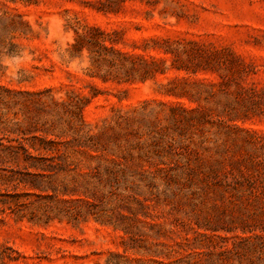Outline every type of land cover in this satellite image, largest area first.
<instances>
[{
  "label": "rangeland",
  "instance_id": "374dc122",
  "mask_svg": "<svg viewBox=\"0 0 264 264\" xmlns=\"http://www.w3.org/2000/svg\"><path fill=\"white\" fill-rule=\"evenodd\" d=\"M0 264H264V0H0Z\"/></svg>",
  "mask_w": 264,
  "mask_h": 264
},
{
  "label": "trees",
  "instance_id": "16d2710c",
  "mask_svg": "<svg viewBox=\"0 0 264 264\" xmlns=\"http://www.w3.org/2000/svg\"><path fill=\"white\" fill-rule=\"evenodd\" d=\"M22 150L23 153L26 156V159L30 161L29 165H27L29 168H36L38 171H27L26 172V180H27V184L29 187H31L32 189H37L40 191H48L49 189L53 188V184L52 181L49 177H47L44 173H42L41 171H44L48 168H61L62 166H55L54 164H52V162H49V159L46 157H37L34 156L28 148L22 146ZM63 162V161H62ZM65 162V161H64ZM24 195L27 196H31V192H26L24 193ZM42 198L45 199H53V195H46L43 196ZM31 204H34V202H32ZM35 211H31V216L28 217L30 221L33 222H42V223H49L50 221H52L54 219L53 215H50L49 213H44L46 214L45 217H36V210L38 208L41 209V206L39 204L36 203L35 205ZM48 210V206L47 209H44V211ZM22 216H26L25 214H23ZM36 218V219H35ZM59 219H63V217H59Z\"/></svg>",
  "mask_w": 264,
  "mask_h": 264
}]
</instances>
